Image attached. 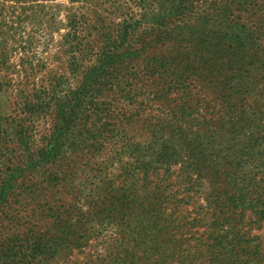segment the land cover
Here are the masks:
<instances>
[{"label": "rangeland", "instance_id": "obj_1", "mask_svg": "<svg viewBox=\"0 0 264 264\" xmlns=\"http://www.w3.org/2000/svg\"><path fill=\"white\" fill-rule=\"evenodd\" d=\"M183 1L0 0V264H264V0L235 80L167 46L227 0Z\"/></svg>", "mask_w": 264, "mask_h": 264}, {"label": "trees", "instance_id": "obj_2", "mask_svg": "<svg viewBox=\"0 0 264 264\" xmlns=\"http://www.w3.org/2000/svg\"><path fill=\"white\" fill-rule=\"evenodd\" d=\"M181 6H187L183 0L177 4L176 10L173 9L175 13ZM231 9L228 0L221 2L219 11L216 10L213 15L215 20L207 17L203 24L179 27V35L167 39V46L172 45L170 50H183L187 56L194 57L199 66L198 70L193 69L195 73L206 72L211 77L225 71L233 74L231 80H235L236 74L239 75L245 69L250 59L254 61L260 58L254 31L238 23L231 25L227 22L226 17ZM214 22H219V26H214Z\"/></svg>", "mask_w": 264, "mask_h": 264}]
</instances>
